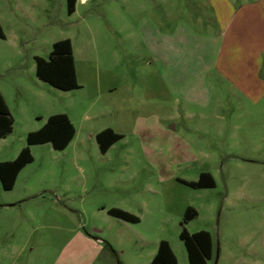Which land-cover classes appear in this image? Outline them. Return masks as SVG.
<instances>
[{"label": "rangeland", "instance_id": "1", "mask_svg": "<svg viewBox=\"0 0 264 264\" xmlns=\"http://www.w3.org/2000/svg\"><path fill=\"white\" fill-rule=\"evenodd\" d=\"M215 15L229 16L228 31ZM263 16L256 0H77L71 13L67 0H0V90L13 118L0 160L24 146L32 156L10 189L0 182V264H149L162 239L190 264L183 229L209 233L204 264H264ZM181 20L198 34L183 43ZM65 38L79 84L66 91L39 79L34 59ZM255 49L263 82L250 80L254 57L225 70ZM230 75L246 76L247 95ZM56 113L74 126L67 146L27 145ZM107 127L122 137L102 153L95 134ZM201 172L214 186L181 181Z\"/></svg>", "mask_w": 264, "mask_h": 264}, {"label": "trees", "instance_id": "2", "mask_svg": "<svg viewBox=\"0 0 264 264\" xmlns=\"http://www.w3.org/2000/svg\"><path fill=\"white\" fill-rule=\"evenodd\" d=\"M75 0H67V11L74 10ZM0 37H4L0 26ZM36 76L60 90H71L79 87L76 79L71 42L69 39H60L53 43L47 58L35 56ZM13 118L0 93V138L8 135L12 130ZM75 129L65 113H56L47 117L45 123L38 129L26 134V144H42L49 142L54 149L61 150L67 146L74 135ZM122 134L111 128H104L95 134L100 152L104 153ZM32 160L28 146L22 147L18 155L12 160L0 161V182L4 189H10L20 169ZM191 187H212L214 180L208 172H201L197 180H183ZM107 213L128 222H138V216L119 209L109 208ZM196 214L195 209L187 207L183 221L190 220ZM183 239L190 264H204L211 257L210 235L205 230L189 234L183 229L180 234ZM149 264H177L168 242L164 239L158 243L157 251Z\"/></svg>", "mask_w": 264, "mask_h": 264}, {"label": "crops", "instance_id": "3", "mask_svg": "<svg viewBox=\"0 0 264 264\" xmlns=\"http://www.w3.org/2000/svg\"><path fill=\"white\" fill-rule=\"evenodd\" d=\"M83 1L84 0H80V2H83ZM256 1L260 2V3H264V0H256ZM76 2H77V0H75L74 7H75ZM244 5L249 6L251 4H249L248 2L247 3L245 2ZM216 17H218V21L222 20V23H221V21L219 22V24H220V34L221 33H225L226 31H228V29L231 27V21H232V20L230 21L229 16H227L226 18H225V16H220V15L216 16ZM0 26H1V24H0ZM174 31H177V32H179L182 35V38H181V42L182 43L184 42V39H185L184 36H188L189 34H193V35L197 34V33L193 32V28L191 29L189 22L185 23L182 20L174 26ZM261 50L262 49H255L254 51L251 50V51H249L247 53L244 52V54H241V53L240 54H236V53L233 54V55H235L234 59H237V61L235 63L234 62L232 63L233 66L232 65H229V66L228 65H224V67H226L225 70H232L233 67H238L239 65H241L242 67L246 68V67L249 66L248 63H250V59L252 57H254L255 59H258V60L256 61V63H254L255 65L253 64V67H255L256 69H255V72H253L252 78H250V80H254L256 82H260L261 83L262 80H261L260 75H259V70L262 68V59H263L262 57H260L262 55V53H260ZM258 57H260V58H258ZM230 58H232V55L229 57V59ZM222 74L224 76H226L224 73H222ZM231 76L232 75H230V78H229V80H231L230 82L232 84H234L240 91H243V93L247 95V93H248V85L249 84H248V80H247L246 76H244V75H241V76L237 75V76H240V77H235V75L232 76V77ZM0 93L2 94L1 90H0ZM2 97L4 99L3 94H2ZM4 101H5V99H4ZM5 103H6V101H5ZM40 127H38V128H40ZM5 137H1L0 140L4 139ZM21 149H19V151ZM19 151H17V153L15 155H13L12 157H10L9 159L0 160V161H6V160L14 159L18 155Z\"/></svg>", "mask_w": 264, "mask_h": 264}]
</instances>
